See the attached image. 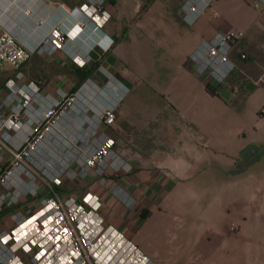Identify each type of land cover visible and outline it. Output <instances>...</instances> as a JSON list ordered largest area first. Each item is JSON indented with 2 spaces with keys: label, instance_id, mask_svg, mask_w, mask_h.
Instances as JSON below:
<instances>
[{
  "label": "rangeland",
  "instance_id": "1",
  "mask_svg": "<svg viewBox=\"0 0 264 264\" xmlns=\"http://www.w3.org/2000/svg\"><path fill=\"white\" fill-rule=\"evenodd\" d=\"M67 1L69 10L78 18L74 23L77 35L68 44L82 56L84 64L80 65L65 52L64 58L70 60L69 69L71 66L76 68L77 86L64 90L72 94L81 84L88 85L82 94L66 104L64 112H57L55 123L43 133L36 148L27 149L25 155L16 158L2 146L0 175H9L7 171L13 166L18 171L0 183V194H5L0 197L1 206L17 208L26 200L25 206L32 205L40 196L49 195L53 190L62 196H80L84 190L91 189L103 197V215L107 223L123 231L126 224L133 225L138 218L145 219L136 230L135 244L155 264H217L212 260L188 263L187 252L198 241L202 211L216 191L215 178L219 174L225 175V170L231 167L242 169L246 157L238 148L249 139L264 143V122L256 115L264 106L263 86L258 83L250 90L237 109L218 99L208 101L205 97L204 108L186 110L188 104L181 91L184 76L180 55L189 44L186 34L208 21V11L200 14L193 24H187L182 20V14L174 12L178 10L174 9V4H181L183 0H133L131 3L103 0L109 17L102 29L118 41L107 50L119 63L115 70L103 60L106 50L97 53L99 43L96 45L95 41L98 37L91 30V18L89 15L84 18V11L79 8L87 0ZM219 3L235 6L237 0H219ZM243 14L245 16L246 12ZM97 33L101 35L102 30ZM78 37L85 43L80 45ZM83 69L87 73L81 79L78 70ZM255 73L259 75L261 70ZM110 75L128 89L124 92L113 86V91L107 93L105 84L108 80L112 84ZM228 80L232 88L231 100L238 103L252 78L239 71ZM132 82L135 86H129ZM120 92H123L122 97H115ZM193 93L201 105V91L194 90ZM105 104L115 105V123L101 129L114 137L113 149L119 154V150L122 152L124 156L120 155L131 163L132 169L131 160L135 157H152L154 166L171 181L165 200L150 217L146 214L151 209L143 217L139 216V211L134 218L127 219L119 209L113 208L112 203L120 202V197L111 188L122 173H107L104 175L106 181L100 182V175L82 176L79 172L81 160L99 140L100 126L96 128L94 121L101 105ZM123 120L126 125L122 128L120 122ZM18 137L12 133L7 136L0 130V141L7 146H17ZM198 146L208 150L211 161L206 163L197 157L193 148L196 150ZM235 154L242 159L233 165ZM254 154L257 158L250 169L258 171L264 165V151ZM222 163L227 166H220ZM18 192L21 193L19 199L7 204L8 194ZM123 232L127 236L126 231ZM234 264L256 263L237 257Z\"/></svg>",
  "mask_w": 264,
  "mask_h": 264
},
{
  "label": "built area",
  "instance_id": "2",
  "mask_svg": "<svg viewBox=\"0 0 264 264\" xmlns=\"http://www.w3.org/2000/svg\"><path fill=\"white\" fill-rule=\"evenodd\" d=\"M28 1L0 0V23L13 8L28 4ZM210 1L183 0L180 6L183 19L191 23L209 6ZM259 1L264 5V0ZM79 8L84 11L83 17L90 16L92 28L101 31L102 24L109 17L103 0H87ZM46 21V16H39L34 25L43 28ZM76 35V30L55 24L34 44H26L15 30L9 27L2 30L0 63L11 64L16 71L5 79L0 91V107L4 106L7 110V114L0 111V130L7 136L11 133L18 135L19 143L17 146H7L0 141V149L6 146L16 158H21L27 149L36 148L43 133L55 123L57 112H64L68 106L66 104H70L85 90L88 84H81L72 94L60 86L56 88V94L44 93L41 89L42 79L28 78L20 69L21 64L32 54L52 55L57 50L67 52L76 62L83 64L82 56L70 49L68 44ZM104 35L98 37L100 42ZM243 35L244 32L236 28L216 30L210 37L202 38L189 53L190 65L207 80L222 83L235 67L230 50ZM111 41L112 38L104 44L103 50L110 46ZM240 55L245 56L243 52ZM109 77L112 84H109V80L105 84L107 93L113 91V86L124 92L128 89L119 79L112 75ZM260 80L264 87V75L260 76ZM122 93H116L115 97L121 98ZM260 112L264 113V107H261ZM115 120V105H101L94 121L96 128L100 126L101 134L81 160L79 172L82 176L100 175V182H104L107 173L117 175L131 171V163L113 149L114 137L108 131L101 130L112 126ZM8 128H12L13 132L8 131ZM17 171V167L15 170L13 166L7 174ZM9 175H0V183L6 181ZM57 181L60 182V179ZM111 190L130 208V217H134L137 214L131 208L134 198L118 183L117 178ZM20 194H8L7 204L16 202ZM4 196L0 194V197ZM1 205L2 202L0 209ZM103 206V197L91 189L84 190L80 196H62L53 190L49 195L40 196L34 204L14 210L10 214V225L0 228V264H155L122 230L105 221Z\"/></svg>",
  "mask_w": 264,
  "mask_h": 264
},
{
  "label": "crops",
  "instance_id": "3",
  "mask_svg": "<svg viewBox=\"0 0 264 264\" xmlns=\"http://www.w3.org/2000/svg\"><path fill=\"white\" fill-rule=\"evenodd\" d=\"M69 4L67 0H29L28 4L13 8L4 17L0 23V33L5 27H9L19 34L23 42L34 44L45 31L55 24L73 30L76 27L73 25L77 17L72 16ZM180 6V3L174 4V9L178 8L174 12L178 11V15L181 14ZM26 10L28 11L27 14L25 13ZM205 11L209 12L208 21L202 23L197 30L192 29L191 33L186 34L189 44L180 55V64H183L181 70L184 76L181 91L184 93L185 101L188 104L186 110L204 108L205 97L208 101L218 99L237 109L248 97L250 90H253L258 83H261L262 86L260 80L262 75L260 74H264V5L259 0H237L235 6L222 5L219 0H211L209 6L200 12L191 23L193 24L199 15ZM243 11L246 12L245 16ZM39 16H46L47 21L43 28H36L34 25V21ZM182 20L191 24L183 18ZM229 28L240 29L244 35L234 43L230 50V57L235 62V67L228 79L234 77L239 71L245 75H250L252 78L242 100L238 103L228 102L219 92L218 94L206 92L204 89L205 77L198 75L188 60L189 53L202 38L210 37L216 30ZM103 33L105 35L101 40L102 44H106L112 38L110 46L105 49L106 55L103 60L117 70L119 63L107 50L118 41L113 39L109 32L102 29ZM94 34L97 37L100 36L97 33ZM77 40L80 45L85 43L80 37ZM97 40L95 43L98 44ZM97 49V53L100 50L103 51L100 46ZM242 52L245 54L244 57L240 55ZM166 54L171 55L169 52ZM64 55L65 51L62 50H57L52 55L34 53L21 64L20 69L28 78H41V89L44 93L56 94L58 86L65 89L75 88L77 86L76 68L71 66L69 69L70 60L64 58ZM6 65L11 67L6 68ZM257 70H261V73L256 76ZM15 71L16 68L9 63L0 65V91L3 87V79L13 75ZM209 82L216 84L218 88L222 84ZM128 84L135 86L133 82ZM194 90L201 91V105L194 96ZM0 111L7 114L4 106L0 107ZM256 115H259V121L264 122V113L259 110ZM120 123L123 125L122 128L126 125L125 120ZM3 129L6 130L5 127ZM7 130L13 132L12 128ZM249 140L247 144L238 148L240 154L243 153L246 157L242 169L231 167L225 170L227 172L225 175L219 174L215 178L216 191H214L212 201L206 203L202 211L199 225L201 231L197 236L198 241H196L195 246L193 245L191 251L187 252L186 261L188 263L212 260L217 264H234L239 257L245 262L264 264V165L258 171L250 169L257 158V154L254 153L264 151V143L258 144L255 140ZM193 150L202 161L206 163L211 161L206 148L198 146L196 150L194 148ZM119 152L122 154L120 150ZM234 158L231 162L233 165L242 159L237 154L234 155ZM152 160V157H135L131 160L133 163L132 171L127 176L121 174L117 178L118 183L125 191L133 196L134 203L131 208L138 210L137 213L140 211L139 216L141 212L145 213L151 209L150 213H145L146 215L149 214L150 217L155 209L159 208L169 192L167 186L171 181L167 179L165 173L154 166ZM224 164L222 163L220 166H227ZM119 201L112 203L113 208L119 209V213L125 214L127 219L134 218L136 215L130 217V208L121 199ZM24 204H27V200ZM24 204H20L17 208L4 205L0 209V228L9 226L11 212L23 208ZM140 219L138 218L133 225L126 224L123 228V231H126L127 236L134 243L136 230L145 220Z\"/></svg>",
  "mask_w": 264,
  "mask_h": 264
},
{
  "label": "water",
  "instance_id": "4",
  "mask_svg": "<svg viewBox=\"0 0 264 264\" xmlns=\"http://www.w3.org/2000/svg\"><path fill=\"white\" fill-rule=\"evenodd\" d=\"M129 3H131L133 0H125ZM5 62H1V64H4ZM218 92L225 98L230 103H233L231 100V93H232V88L230 86L229 80L226 79L225 81L222 82L221 86L218 88Z\"/></svg>",
  "mask_w": 264,
  "mask_h": 264
},
{
  "label": "trees",
  "instance_id": "5",
  "mask_svg": "<svg viewBox=\"0 0 264 264\" xmlns=\"http://www.w3.org/2000/svg\"><path fill=\"white\" fill-rule=\"evenodd\" d=\"M78 74L79 76L81 77V79L86 75L87 73V70L83 69V70H78ZM206 89L210 92V93H216L218 94V86L215 84V85H212L211 82H206ZM140 216H145V213L141 212L140 213Z\"/></svg>",
  "mask_w": 264,
  "mask_h": 264
},
{
  "label": "bare ground",
  "instance_id": "6",
  "mask_svg": "<svg viewBox=\"0 0 264 264\" xmlns=\"http://www.w3.org/2000/svg\"><path fill=\"white\" fill-rule=\"evenodd\" d=\"M84 18H85V17H84ZM75 20H76V22H77L78 18H76ZM75 25H76V24H75ZM76 26H77V25H76ZM91 30H92V32L97 33V31H95L93 28H91ZM98 31H100V30H98ZM100 32H101V31H100ZM98 34H100V33H97V35H98ZM101 34H102V33H101ZM98 43H99V46H100V47H102V48L104 47V44H102V41H101V42H98ZM96 44H97V43H96ZM97 45H98V44H97Z\"/></svg>",
  "mask_w": 264,
  "mask_h": 264
}]
</instances>
